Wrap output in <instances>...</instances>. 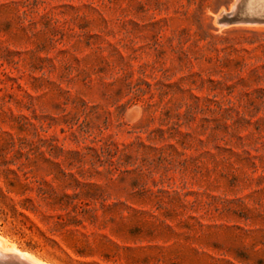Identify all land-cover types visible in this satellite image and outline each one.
Here are the masks:
<instances>
[{"label": "rangeland", "instance_id": "obj_1", "mask_svg": "<svg viewBox=\"0 0 264 264\" xmlns=\"http://www.w3.org/2000/svg\"><path fill=\"white\" fill-rule=\"evenodd\" d=\"M263 18L0 0V234L51 264H264Z\"/></svg>", "mask_w": 264, "mask_h": 264}, {"label": "bare ground", "instance_id": "obj_2", "mask_svg": "<svg viewBox=\"0 0 264 264\" xmlns=\"http://www.w3.org/2000/svg\"><path fill=\"white\" fill-rule=\"evenodd\" d=\"M235 3V2H234ZM235 6V5H233ZM264 19V18H263ZM0 264H51L34 254L20 249L0 234Z\"/></svg>", "mask_w": 264, "mask_h": 264}]
</instances>
